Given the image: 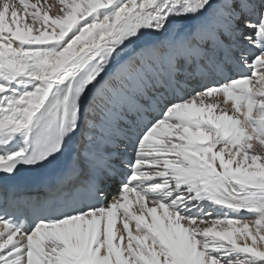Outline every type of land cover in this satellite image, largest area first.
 Listing matches in <instances>:
<instances>
[{
    "label": "snow or ice",
    "instance_id": "obj_1",
    "mask_svg": "<svg viewBox=\"0 0 264 264\" xmlns=\"http://www.w3.org/2000/svg\"><path fill=\"white\" fill-rule=\"evenodd\" d=\"M58 4L0 0V264H264V0Z\"/></svg>",
    "mask_w": 264,
    "mask_h": 264
},
{
    "label": "bare ground",
    "instance_id": "obj_2",
    "mask_svg": "<svg viewBox=\"0 0 264 264\" xmlns=\"http://www.w3.org/2000/svg\"><path fill=\"white\" fill-rule=\"evenodd\" d=\"M32 2H35V0H32ZM47 2H48V4H51V5L54 6V7H53V12H55L56 10H58V8H59L58 0H47ZM217 99L220 101L222 107L228 109L229 111L232 110V103H231V101H229L228 103L224 104V103H223V97H222V96H221V97H218ZM241 119H243V117H241ZM218 147H219V146H218ZM254 148H255L256 150H259V149L261 148V146L259 145L258 142H254ZM116 188H118V187H116ZM134 206H135V210L138 211V209H139V205L135 204V196H134ZM149 206H151V205H149ZM249 215H251V214H249ZM253 218H254V217H253ZM249 222H251V221H249ZM133 228H134V231H133V232H135V224L133 225ZM121 230H122V229H121ZM238 242L243 243L242 240H240V241H238ZM248 242L251 243L250 240H249ZM126 243H127V237H126V234H125V244H126Z\"/></svg>",
    "mask_w": 264,
    "mask_h": 264
}]
</instances>
